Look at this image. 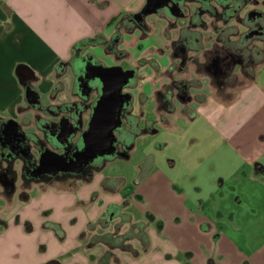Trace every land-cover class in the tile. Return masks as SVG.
I'll return each mask as SVG.
<instances>
[{"label": "crops", "instance_id": "crops-1", "mask_svg": "<svg viewBox=\"0 0 264 264\" xmlns=\"http://www.w3.org/2000/svg\"><path fill=\"white\" fill-rule=\"evenodd\" d=\"M146 3L147 0H0V124L13 121L23 135L37 136L47 143L46 123L58 122L79 109V96L70 98L71 80L67 73L76 53L85 50L88 40L100 37L110 40L116 34L117 24H127ZM157 44L158 48L165 45L163 39ZM263 70L264 63L254 79L232 100L207 95L196 102L192 111L181 114L175 107L167 112L172 130L177 129L173 120L196 123L204 119L220 137L223 153L228 151L234 158L223 162L233 169L231 174L235 179L246 169L264 175ZM32 77L34 81L30 85L38 95L36 102L26 97L27 81ZM146 84L150 87L152 82ZM152 101L156 118L165 121L158 110L159 97L146 95L144 108ZM143 119L144 131L147 130L144 134L156 133L155 121L145 116ZM28 143L29 154L18 151L0 159V174L10 170L14 182V191L8 193L0 181V264H102V261L103 264H180L182 253H190L191 264H203L212 257L223 262L227 256L231 242L222 234L225 228L218 225L226 223L224 219L228 215L222 206L212 208L207 200L189 197L171 178L153 175L152 164L148 169L144 164L147 172L144 174L141 169L142 174L136 180L138 192L142 193L138 197L144 199V187H147L160 194L161 200L157 210L147 212L148 220H144V210L135 202L134 190L128 188L123 193L121 187L125 181L100 176L107 164L98 165L91 177L75 178L78 183L90 184L76 198L61 192L77 188L74 178L29 171L31 160L40 161L43 148L34 139H28ZM58 149L53 152L61 154ZM18 171L22 174L21 181ZM252 179L257 181L260 177ZM115 181L120 183L115 186ZM225 183L222 178L221 185ZM56 185L59 189L53 191ZM36 187L41 190L36 192ZM209 194L210 191L205 196L208 200ZM65 200L90 206V216L80 224H73L68 233L62 229L68 224L62 218L64 210L55 209ZM171 216L174 220L170 224ZM115 220L139 227V233L130 238L135 241L133 246L116 244L115 239L108 243L99 240L98 237L105 235L117 238L118 226L114 232L89 236L94 231V222H105L109 227Z\"/></svg>", "mask_w": 264, "mask_h": 264}, {"label": "rangeland", "instance_id": "rangeland-1", "mask_svg": "<svg viewBox=\"0 0 264 264\" xmlns=\"http://www.w3.org/2000/svg\"><path fill=\"white\" fill-rule=\"evenodd\" d=\"M144 21L147 23L144 37L138 28L128 31L130 29L125 27V23L117 24L116 34L118 33L122 38L119 45H117L120 51H96L94 47L95 41L98 39L96 38L89 40L85 50L78 51L75 55V58L90 55L104 64L136 68L138 70L137 88L132 91L135 97L134 112L140 118L145 116L147 120L155 121L154 132L156 133L146 135L144 132H147V130H142L141 134L134 140L132 147L125 152V158L118 156L101 164L107 165L100 172V176L125 181V184L121 187V192L125 193L128 188L134 190L135 197L134 194L132 196L135 202L138 203V207L144 210V220H148L147 212L157 210L161 197L155 191H150L147 187H144V199H140L138 195L142 193L138 192L136 180L142 174L141 169L145 174V171L152 164V168H154L153 175L164 179L171 178L176 187L184 189L189 197L195 198L196 201L197 198L207 200L212 208L220 205L228 214L224 219L226 223H218L221 228H225L223 229V236L231 242V246L227 249L228 254L225 259H222L223 262L216 257H212L210 262L205 260L203 264H264V175L255 174L254 171L250 172L249 169H246L245 173L242 172L237 179L233 178L231 174L233 169L224 164L223 160L226 159L228 162L234 160V158L228 151L223 153V149L220 147V137L204 119L201 118L196 123H190L184 119L173 120L177 123V129L172 130L169 126L172 124V120L169 119L170 116L167 114L169 110L162 109L165 107L162 99L158 110L162 111L161 116L164 117L165 121L156 118L153 113V101L144 108L146 95L157 97V90L163 92L173 90L174 98L170 101L176 107L175 110L181 114L184 111H192L197 105L196 102L207 95L214 96L219 100H232L251 81V71L257 72L260 65L264 63V59L247 73L240 70L235 71V82L230 84L226 81L224 86H220L212 80L206 69L197 72L195 65L188 66L186 73L180 74L179 64L173 56V51H171V42H165V45L161 44L162 47L158 48L157 43L163 39L162 22L155 15L145 18ZM142 38H144V42H142ZM137 48L144 51H138ZM193 55L195 53L189 54L190 57ZM198 57L199 63H204V59L200 54ZM68 74L71 80V88L69 89L71 98L73 95L78 96V93L74 86L73 73L68 71ZM262 74L264 76V70ZM181 79L196 80L190 88L191 97L189 100H178L179 91L177 87L171 85L170 80L177 81ZM149 81L152 82L150 87L146 84ZM139 94L143 96L140 103L137 100ZM169 106L171 105L169 104ZM89 116L90 112L88 111L84 115V120L87 121ZM142 123L144 124L142 128H146V123L144 121ZM144 164L147 165V169L144 168ZM21 176V171H18L19 181H21ZM253 176L260 177V179L254 181ZM222 178L226 181L224 185H221ZM73 182L77 183V188H70L67 191L62 190L61 192L66 195L73 194L77 198V193L84 192V188H88L90 185L78 183L75 178ZM118 182H113V185L116 186ZM19 186L21 187V183H19ZM57 186H54L52 190H57ZM115 188L120 189L119 187ZM152 189L155 190V187H152ZM40 190L39 187L35 188L36 192ZM209 191L210 199L208 200L205 196ZM96 192L98 191L96 190ZM68 202L70 200H65L63 205L55 206V209L59 212L64 210L62 218L68 223L62 227L65 233H68L74 227L73 224H76V222L80 224L90 216L89 205L83 206V202L78 201L77 204L76 201L75 204L70 202L67 206ZM216 218L219 219V217ZM168 219L171 220L173 217L171 216ZM119 221H113L109 224V227L105 222H102V224L94 222V231L89 232V236L107 233V231L114 232L118 226L119 232L115 233L117 238H113V240L115 239L114 242H117L116 244L122 242L124 245L133 246L135 241L130 238L139 233V227L134 226L132 222ZM169 222L171 224L172 220ZM179 257L180 264H191L190 253H182ZM170 260H173V257L170 256Z\"/></svg>", "mask_w": 264, "mask_h": 264}, {"label": "flooded vegetation", "instance_id": "flooded-vegetation-1", "mask_svg": "<svg viewBox=\"0 0 264 264\" xmlns=\"http://www.w3.org/2000/svg\"><path fill=\"white\" fill-rule=\"evenodd\" d=\"M154 15L163 24L164 43L171 42V51L179 64L180 74H185L188 66L195 65L197 72L206 69L212 80L224 86L226 81L230 84L235 82V71L247 73L264 59V0L262 3L260 0H163L155 13L142 14L139 18L133 17L125 27L130 29L128 31L140 29L144 37L147 30V23L144 20ZM121 40L117 33L110 40L98 38L94 47L98 49L96 51H120L117 45ZM137 50L144 51L141 48ZM190 53L195 55L190 57ZM199 54L204 63H199ZM111 68H118L121 74L132 70L133 75L114 96L122 97L126 102L121 113V124L114 131V150L111 155L105 156L93 153L86 146L83 137L88 131L93 110L103 97L106 78L116 76V72H112ZM68 71L74 75V86L81 100L79 109L60 118L58 122L46 123L47 133L44 138L47 143L37 136L23 135L18 131L17 123L13 124L10 121L0 124V159L18 151L29 154L28 139H34L37 145L43 148L42 155L46 156L43 164L31 160L29 171L32 174L44 175L51 172L56 173L57 178H88L104 161L126 156L125 152L132 147L134 140L144 130L142 128L144 119L134 112L133 107L135 97L132 91L137 88L138 70L104 64L99 59L86 55L74 58L68 66L67 73ZM251 72L252 80L256 72L254 70ZM170 81L179 91L178 100L190 99V88L196 80ZM28 87L33 91L31 101L36 102L38 100L36 91L32 85ZM173 96V90L157 91V97L162 99L169 111L175 108L170 101ZM142 98L143 96L139 94L137 98L139 103ZM88 111L90 116L86 121L84 115ZM68 131L71 133L70 136ZM57 148L61 154H57L60 156L56 159L53 151ZM51 158L56 159V167L48 166L47 162ZM9 171L0 174V181L12 180Z\"/></svg>", "mask_w": 264, "mask_h": 264}, {"label": "water", "instance_id": "water-1", "mask_svg": "<svg viewBox=\"0 0 264 264\" xmlns=\"http://www.w3.org/2000/svg\"><path fill=\"white\" fill-rule=\"evenodd\" d=\"M162 1L163 0H147L144 9L135 15L134 18H139L142 14L150 15L155 13ZM110 70L116 72V76L106 78L103 97L94 108L88 131L83 137L86 146L89 147L93 153L105 156L111 155L114 150V131L121 124V113L126 102L122 97L118 96L115 98L114 96L121 91L127 80L133 75L132 70L125 72V74H121L118 68H111ZM32 81H34L33 77L27 81L26 85V97L28 100L33 98V91L28 87ZM11 123L16 124L13 121H11ZM70 134L71 133H69L68 136H70ZM54 155L56 159L57 156H60L55 153ZM45 156L46 155H41L40 162L42 164ZM56 159L51 158L50 161L47 162L48 166L56 167ZM1 182L8 193L14 191V182L12 180L4 179Z\"/></svg>", "mask_w": 264, "mask_h": 264}, {"label": "trees", "instance_id": "trees-1", "mask_svg": "<svg viewBox=\"0 0 264 264\" xmlns=\"http://www.w3.org/2000/svg\"><path fill=\"white\" fill-rule=\"evenodd\" d=\"M89 41V40H88ZM86 41V42H88ZM91 41V40H90ZM78 46V45H77ZM99 240H104L106 243L110 242L114 237L112 235H105L103 237H98ZM144 239H147L146 235L144 234ZM147 241V240H146ZM145 246H147V244H145ZM105 261H102V264L104 263Z\"/></svg>", "mask_w": 264, "mask_h": 264}]
</instances>
